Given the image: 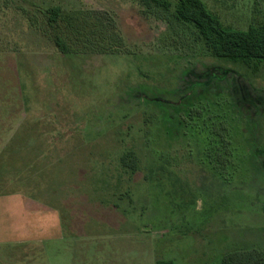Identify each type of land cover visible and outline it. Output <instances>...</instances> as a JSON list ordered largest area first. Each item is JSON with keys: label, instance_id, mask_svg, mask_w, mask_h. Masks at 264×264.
I'll list each match as a JSON object with an SVG mask.
<instances>
[{"label": "rangeland", "instance_id": "obj_1", "mask_svg": "<svg viewBox=\"0 0 264 264\" xmlns=\"http://www.w3.org/2000/svg\"><path fill=\"white\" fill-rule=\"evenodd\" d=\"M167 1L0 0V264L264 254V62L211 55ZM202 1L264 26V0Z\"/></svg>", "mask_w": 264, "mask_h": 264}, {"label": "trees", "instance_id": "obj_2", "mask_svg": "<svg viewBox=\"0 0 264 264\" xmlns=\"http://www.w3.org/2000/svg\"><path fill=\"white\" fill-rule=\"evenodd\" d=\"M141 2L148 9L153 4L164 9L170 7L167 0H141ZM59 13V9L52 8L49 20L56 21ZM175 17L177 20L191 23L197 28V37L204 42L205 49L211 55L243 63L264 62V26H252L246 30L226 27L202 0H176ZM116 38L119 40L120 37ZM55 42L59 48L65 46L59 40ZM96 42L98 43V40L95 38L88 40V43L99 46ZM125 157H122V163L133 167V162H126ZM156 263L163 264L159 261ZM165 264L172 263L168 261ZM220 264H264V254L256 249H238L225 253Z\"/></svg>", "mask_w": 264, "mask_h": 264}, {"label": "crops", "instance_id": "obj_3", "mask_svg": "<svg viewBox=\"0 0 264 264\" xmlns=\"http://www.w3.org/2000/svg\"><path fill=\"white\" fill-rule=\"evenodd\" d=\"M172 263V262H171Z\"/></svg>", "mask_w": 264, "mask_h": 264}]
</instances>
